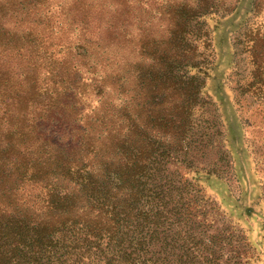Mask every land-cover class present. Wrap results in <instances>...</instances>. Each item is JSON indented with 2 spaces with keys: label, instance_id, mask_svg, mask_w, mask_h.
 I'll use <instances>...</instances> for the list:
<instances>
[{
  "label": "rangeland",
  "instance_id": "1",
  "mask_svg": "<svg viewBox=\"0 0 264 264\" xmlns=\"http://www.w3.org/2000/svg\"><path fill=\"white\" fill-rule=\"evenodd\" d=\"M9 125L51 159L0 196L64 227L44 264H125L116 207L122 225L155 223L161 261L264 264V0H0L1 139ZM132 151L154 195L130 198L129 181L97 209L68 174ZM149 201L152 215L124 217Z\"/></svg>",
  "mask_w": 264,
  "mask_h": 264
},
{
  "label": "trees",
  "instance_id": "2",
  "mask_svg": "<svg viewBox=\"0 0 264 264\" xmlns=\"http://www.w3.org/2000/svg\"><path fill=\"white\" fill-rule=\"evenodd\" d=\"M164 60L167 61L169 59ZM167 65H169L167 68H172L171 64L167 63ZM172 72L173 68L167 73L170 74ZM6 129L9 136L6 139L0 138V196L4 198L10 195V192L6 189L8 185H3V183L13 178H15L17 184L23 183L26 179H29L28 181L36 180L39 169L47 163L46 161L51 160L50 158L38 157L39 154L34 150V147L29 142H24L26 139L23 140L22 129L14 125H9ZM132 150L134 151L133 148ZM142 159L144 157L142 155L140 157L136 152L129 156L128 162L125 163L126 165L121 162H109L101 174L82 176L80 172L73 173L71 169L68 170V174L72 175L73 181L77 182L78 185L84 188H92L94 195H91L90 199L93 200V206H96L97 209H105V198L107 199L112 194V188L122 189V185L125 182L130 181L133 183V191L129 195L132 199L134 197L136 199L141 196L144 197L146 192L154 195L155 189L150 187L149 179L144 181L145 177L149 178V175L146 174L144 177L142 174L149 168L146 170L142 168V162H147V159H145L146 161H142ZM78 174H80L79 177ZM137 181L142 182V186L135 185L134 183H138ZM21 188L16 187L15 190L20 191ZM72 199L71 194L63 196L61 202L54 203V205L50 203L49 209L52 213L55 211L59 216H64L65 210L72 208ZM50 205L53 207H50ZM118 209L119 207L108 208L107 212L111 214L110 216L114 220L111 229H116L118 232L123 229L121 233L128 239L132 238L131 243H135V247H132L129 243L131 247H128L127 256L123 259V262L125 264H169L167 256L165 259L163 258V261L159 259L157 247L153 246L156 233L155 223L149 230L138 228L137 226H132V228L131 226H125V222L122 225L124 219L118 213L122 211H117ZM102 211L106 212V210ZM132 212L131 214L130 211H125L124 217L130 218L131 215H133V219H140L142 216L148 217L155 212V209L152 201H149V204L144 203L137 209L133 208ZM27 213L26 209L18 206L16 208H11L9 205L2 207L0 202V264H44V259L47 258L46 253L51 250L50 245L47 246V244H53L56 233L64 231L63 226L55 225L54 227L48 225L47 221H42ZM126 229L127 232L125 231ZM112 237L114 238L115 236ZM124 240L120 244L123 245ZM163 249L167 253V248L161 247V251ZM238 258H240V262H248L250 260V257L247 256H239ZM221 259L222 257L217 256V253L213 250L208 249L207 252L202 254V264H215Z\"/></svg>",
  "mask_w": 264,
  "mask_h": 264
}]
</instances>
